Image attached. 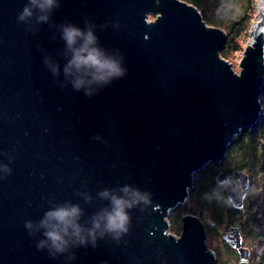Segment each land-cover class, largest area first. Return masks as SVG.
I'll return each mask as SVG.
<instances>
[{"label": "water", "instance_id": "obj_1", "mask_svg": "<svg viewBox=\"0 0 264 264\" xmlns=\"http://www.w3.org/2000/svg\"><path fill=\"white\" fill-rule=\"evenodd\" d=\"M27 2L0 0V264H216L199 217L186 214L180 236L167 218L189 198L195 174L223 162L235 137L262 115V10L239 74L221 56L226 31L187 2L56 0L47 22L39 9L19 21ZM154 12L160 16L149 20ZM68 24L91 28L90 47L119 60L124 74L105 82L93 79L95 69L65 73L84 43L67 45ZM77 76L86 81L79 90ZM233 173L241 189L224 171L215 181L241 209L251 176ZM126 186L151 193V203L128 210V232L116 238L97 230L95 246L89 237L62 253L50 242L37 248L46 212L78 205L87 236ZM242 236L233 226L222 238L238 264H249Z\"/></svg>", "mask_w": 264, "mask_h": 264}, {"label": "clouds", "instance_id": "obj_2", "mask_svg": "<svg viewBox=\"0 0 264 264\" xmlns=\"http://www.w3.org/2000/svg\"><path fill=\"white\" fill-rule=\"evenodd\" d=\"M55 7H59L56 0H28L23 10L19 12L18 20L24 21L27 17L34 14L33 9H39L42 14L38 16V20L47 22L49 13ZM62 36L70 48L76 43L77 38H84L83 45L73 49L74 55L65 67V73H71L73 68L77 71L95 69L92 72L93 79L105 82L124 74L125 69L121 67L119 60L105 56L98 47H90L97 41V37L91 28L85 32L75 25L68 24L63 26ZM53 71L55 72L57 69L53 68ZM85 83L83 76H77L73 81V87L79 90ZM123 191L126 193L125 196L111 195L110 209L106 208L103 212L97 214L93 219L92 227L87 230V236L84 234L82 226L78 223L81 211L78 205H61L54 210L46 212L45 218L41 221V225L46 229L43 233L45 239L37 244V248L41 249L50 242L51 249H54L57 253H62L68 249L70 243L87 245L89 237L93 246H95L97 230H101V236L105 233H111L114 237L119 238L121 234L129 230L131 217L128 210L140 202L144 204L151 203V193L149 192L130 191L128 186ZM101 196L108 197L109 192L105 190L101 193ZM128 196H131V199ZM26 226L31 227V222H27Z\"/></svg>", "mask_w": 264, "mask_h": 264}, {"label": "trees", "instance_id": "obj_3", "mask_svg": "<svg viewBox=\"0 0 264 264\" xmlns=\"http://www.w3.org/2000/svg\"><path fill=\"white\" fill-rule=\"evenodd\" d=\"M234 15H237L236 20L228 21L230 24L228 25L229 30H227V42L221 51V55L242 49L240 39L248 28L249 22L243 12H237ZM206 19L214 23L210 17ZM216 22L221 23V21ZM261 100L264 108V90ZM229 148L226 157L221 162L227 164L224 169L226 173L231 174L237 169L247 170L248 173L254 175L259 174L261 171L264 172V110L259 120L252 127L243 129L242 133L235 137ZM221 163L212 162L205 169L195 174V178L197 177L199 183L193 187L191 193L195 195L196 201L200 205L199 210L196 209V211L205 215L204 212L210 210L213 217L218 220H222L226 214L230 217L239 214L238 225H242L243 230L247 232L246 235L264 239V192H250L246 197L244 208L241 210L234 208L227 199L224 187L216 181H210V178L208 181V178H206V173H216L217 166H220ZM255 205L258 206L256 212L253 210ZM231 220L233 219L231 218ZM258 263L264 264V249Z\"/></svg>", "mask_w": 264, "mask_h": 264}, {"label": "rangeland", "instance_id": "obj_4", "mask_svg": "<svg viewBox=\"0 0 264 264\" xmlns=\"http://www.w3.org/2000/svg\"><path fill=\"white\" fill-rule=\"evenodd\" d=\"M254 1V2H253ZM199 6L203 11L201 14H208V15H233L237 12L248 11V15L246 18L248 19L249 26L246 31L241 36V45L242 49L237 51L228 52L226 55H221L226 60H228L234 67L239 74L242 71L241 62L244 58V51L245 48L252 42L253 40V33L250 32L248 29L252 24V19L254 13H259L260 4H255V0H198ZM252 3V4H251ZM251 4V5H250ZM250 7L252 11H250ZM200 10V11H201ZM260 16V13L258 14ZM158 16L156 13H151L149 15V20H156ZM203 17V16H202ZM215 19V17H212ZM204 19L208 25L223 28L226 33L228 29V25L230 24L228 21L218 23L213 21L214 23L208 21L206 18ZM228 35V34H227ZM226 162V161H225ZM230 162V161H229ZM233 166V164H231ZM227 164L221 163L220 166H217L216 173L210 174L206 173V178H210V181H215V176L217 173L224 171ZM247 171V170H246ZM248 173V172H247ZM232 174V172H231ZM251 174V173H249ZM198 176V175H197ZM252 176V185H251V192L253 193H262L264 192V172L261 171L259 174H251ZM199 182L197 177L195 178V185ZM192 191V190H191ZM184 204H180L168 214V220L170 222L169 230L173 234L180 235L182 233V226H183V217L186 214H192L194 216L199 217L206 228V243L208 247L214 252H216V264H238L240 263V257L237 251H235L225 240L223 234L227 232L231 227L237 226L241 229L244 237V245L249 247L251 250V255L249 258V264H259L258 262L261 259V254L264 249V239L262 237H253L252 235H246V230H243L242 225H238V216L239 214H235L232 217L228 216L227 214L222 218V220H218L213 217V214L210 210H207L205 215L201 214L199 211L200 205L198 201H196L195 195L190 192V196ZM257 205L253 207V210H257ZM256 212V211H255ZM246 214V213H245ZM231 218L233 220H231Z\"/></svg>", "mask_w": 264, "mask_h": 264}, {"label": "flooded vegetation", "instance_id": "obj_5", "mask_svg": "<svg viewBox=\"0 0 264 264\" xmlns=\"http://www.w3.org/2000/svg\"><path fill=\"white\" fill-rule=\"evenodd\" d=\"M180 1H184V2H187V3H189V4H191V5H193V7L195 6V7H197L199 10H201V7L199 6V3H198V0H180ZM257 0H255V2H256ZM254 2V1H253ZM252 4V3H251ZM250 4V5H251ZM250 11H252V8L250 7ZM201 13L203 12L202 10L200 11ZM156 13V15L157 16H160V13L159 12H155ZM243 14H245V17L248 15V11H243ZM202 16H203V18H209L210 17V19H212L213 21H221V22H226V21H234V20H236V17H237V15L235 16L234 14L233 15H227V16H222V15H208L207 13L206 14H202ZM212 17H215V19H213ZM264 81V80H263ZM262 81V82H263ZM262 89L264 90V82H263V87H262ZM262 93H263V91H262ZM262 95V94H261ZM263 110H264V108H263ZM246 171V170H245ZM225 172V171H224ZM234 172V171H233ZM232 172V174H230V173H227L229 176H230V179H231V181L233 182V184L235 185V186H237V187H239L240 189L242 188L241 186H239L240 185V183H239V180L234 176V173ZM250 176H251V174H250ZM218 183V182H217ZM218 184H220V185H222V187H224V189H225V191H226V185L225 184H221V183H218ZM251 185H252V176H251V184L249 185L250 187H249V189H248V194H247V196L250 194V192H251V190H250V188H251ZM226 194H227V191H226ZM227 197H228V195H227ZM245 199H246V197H245ZM247 200V199H246ZM246 200H245V203H246ZM245 206V205H244ZM244 207H242L241 209H243ZM237 209H240V208H237ZM240 209V210H241ZM230 230V229H229ZM229 230H227V232H229ZM241 233H242V231H241ZM175 234V233H174ZM176 236H180V235H177V234H175ZM224 235V234H223ZM242 235H243V233H242ZM244 236V235H243ZM242 236V238H243V240H244V237ZM227 242V241H226ZM229 245H230V243L229 242H227ZM231 246V245H230ZM234 249V248H233ZM235 251H236V249H234Z\"/></svg>", "mask_w": 264, "mask_h": 264}, {"label": "built area", "instance_id": "obj_6", "mask_svg": "<svg viewBox=\"0 0 264 264\" xmlns=\"http://www.w3.org/2000/svg\"><path fill=\"white\" fill-rule=\"evenodd\" d=\"M260 4V8H259V13H260V9L263 7L264 8V0H257L255 4ZM258 12L254 13L253 19H252V24L250 26V28L248 29L250 32H252V29H254L255 25L259 22V20L261 19V16H259ZM170 232V230H169ZM171 233V232H170ZM174 234V233H173Z\"/></svg>", "mask_w": 264, "mask_h": 264}, {"label": "bare ground", "instance_id": "obj_7", "mask_svg": "<svg viewBox=\"0 0 264 264\" xmlns=\"http://www.w3.org/2000/svg\"><path fill=\"white\" fill-rule=\"evenodd\" d=\"M260 10H262V13H264V8L263 7Z\"/></svg>", "mask_w": 264, "mask_h": 264}]
</instances>
